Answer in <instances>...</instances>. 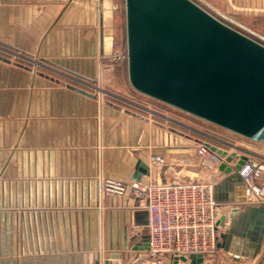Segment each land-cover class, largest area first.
Instances as JSON below:
<instances>
[{
  "label": "crops",
  "instance_id": "1",
  "mask_svg": "<svg viewBox=\"0 0 264 264\" xmlns=\"http://www.w3.org/2000/svg\"><path fill=\"white\" fill-rule=\"evenodd\" d=\"M194 1L264 42V0ZM114 13L115 0H0V264H95L111 253L130 264L141 251L133 247L149 239L148 213L130 192L101 198V181L194 179L168 172L177 164L170 159L196 153L186 140L197 138L167 125L169 115L96 90L129 75ZM158 156L165 166L152 164ZM225 178L221 171L218 183ZM263 258L264 245L255 259L224 251L205 264Z\"/></svg>",
  "mask_w": 264,
  "mask_h": 264
},
{
  "label": "water",
  "instance_id": "2",
  "mask_svg": "<svg viewBox=\"0 0 264 264\" xmlns=\"http://www.w3.org/2000/svg\"><path fill=\"white\" fill-rule=\"evenodd\" d=\"M126 13L129 76L136 89L254 140H264V45L193 0H126ZM208 145L225 157L219 169L226 178L216 184L215 199L237 204L219 218L218 224L226 227L219 234L218 247L236 261L255 259L264 245V205L245 203L246 184L238 170L248 156L241 154L234 162L235 150ZM145 167L140 161L139 170L146 172ZM234 184L240 186L239 193L225 194ZM148 248L149 239L133 247ZM188 259L187 264L205 262L201 253L180 257L183 262ZM122 263V253H111L104 260L99 255L95 262ZM257 264H264V258Z\"/></svg>",
  "mask_w": 264,
  "mask_h": 264
},
{
  "label": "built area",
  "instance_id": "3",
  "mask_svg": "<svg viewBox=\"0 0 264 264\" xmlns=\"http://www.w3.org/2000/svg\"><path fill=\"white\" fill-rule=\"evenodd\" d=\"M223 23L229 25L226 22ZM240 32L264 45L263 41L251 37L244 31ZM209 137L210 141L214 142L200 140L196 147L200 164L211 171L209 178L182 180L179 176H175L165 181H126L115 178H105L101 181L99 186L101 198L122 197L130 192L136 199L135 207L144 209L148 213L149 248L135 252L130 264H146L147 262L173 264L176 258L179 259L178 264H187L189 259L183 262L180 257L188 258L194 253L203 254L205 262H208L224 253V250L218 247L219 228L224 227L218 224L219 218L237 204L223 203L215 199V186L220 180L221 172L219 165L225 161V157L212 151L208 143L219 144L216 146L224 149L227 142L216 136ZM235 151L237 157L234 158V162L241 154L248 156L238 170L246 184L245 203L264 205V156L249 150L235 149ZM253 161L258 165H254ZM151 162L155 166L163 167L168 161L158 156L152 158Z\"/></svg>",
  "mask_w": 264,
  "mask_h": 264
},
{
  "label": "rangeland",
  "instance_id": "4",
  "mask_svg": "<svg viewBox=\"0 0 264 264\" xmlns=\"http://www.w3.org/2000/svg\"><path fill=\"white\" fill-rule=\"evenodd\" d=\"M114 38L116 47H119L121 50H124L122 58H124V61L128 63L126 0H115ZM128 76L126 70V74H124V77L120 78V82L117 87H101L97 88L96 90L105 93V98L110 99L111 101H114L121 105H124L128 108H132L140 112L153 111L152 113L155 115L158 113V115H169L170 119H163L165 120L164 122H167V125H171L185 132L187 135L189 134L198 139V141L195 140V142L192 138L189 142L186 140V143H188L187 145H190L192 149L195 148V146L197 147L199 140L214 142L210 141L209 136H216L227 142V144L224 145V149H226L228 152H231L235 149L239 151L249 150L252 151L254 154H260L264 156V140H252L242 134L232 131L231 129L223 127L219 124L211 122L195 114L180 110L179 108L174 107L162 100H159L153 96L141 92L133 86L130 81V76L129 78ZM178 126H180V128ZM171 161L177 164H175L173 168L169 170V175L181 172L183 175L193 176L194 179H204L209 178L211 176L210 169L205 168L200 164L199 156L197 155V152L195 153L193 152V150L187 152V154L180 158L179 161L170 159L169 162ZM190 170L197 172V176L193 172H190Z\"/></svg>",
  "mask_w": 264,
  "mask_h": 264
},
{
  "label": "bare ground",
  "instance_id": "5",
  "mask_svg": "<svg viewBox=\"0 0 264 264\" xmlns=\"http://www.w3.org/2000/svg\"><path fill=\"white\" fill-rule=\"evenodd\" d=\"M128 61H129V59H128Z\"/></svg>",
  "mask_w": 264,
  "mask_h": 264
}]
</instances>
